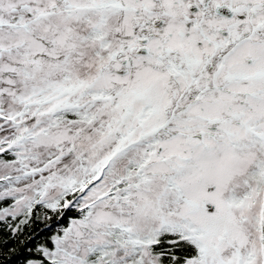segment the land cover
<instances>
[{
    "label": "snow or ice",
    "instance_id": "1",
    "mask_svg": "<svg viewBox=\"0 0 264 264\" xmlns=\"http://www.w3.org/2000/svg\"><path fill=\"white\" fill-rule=\"evenodd\" d=\"M0 264H264V0H0Z\"/></svg>",
    "mask_w": 264,
    "mask_h": 264
}]
</instances>
